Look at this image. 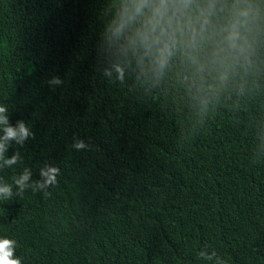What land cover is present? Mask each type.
I'll use <instances>...</instances> for the list:
<instances>
[{
	"label": "trees",
	"instance_id": "trees-1",
	"mask_svg": "<svg viewBox=\"0 0 264 264\" xmlns=\"http://www.w3.org/2000/svg\"><path fill=\"white\" fill-rule=\"evenodd\" d=\"M103 7L0 0V104L34 134L0 177L60 169L56 185L0 199V238L21 264H210L205 247L264 264V71L205 111L172 83L109 82Z\"/></svg>",
	"mask_w": 264,
	"mask_h": 264
},
{
	"label": "clouds",
	"instance_id": "clouds-1",
	"mask_svg": "<svg viewBox=\"0 0 264 264\" xmlns=\"http://www.w3.org/2000/svg\"><path fill=\"white\" fill-rule=\"evenodd\" d=\"M102 18L97 55L103 76L112 83L130 80L140 93L172 83L205 111L226 92L242 94L248 79L264 71V0H104ZM50 83L63 82L53 76ZM33 136L23 120L11 124L8 105L0 104V170L24 165L19 151L6 154ZM39 175L34 180L23 166L11 182L0 177V199L13 197V186L18 195L54 186L60 169L45 163ZM15 247V240L0 238V264H21ZM198 256L227 264L207 247Z\"/></svg>",
	"mask_w": 264,
	"mask_h": 264
}]
</instances>
